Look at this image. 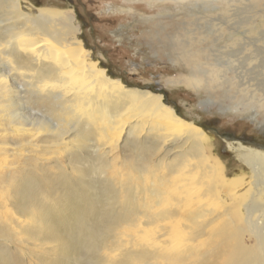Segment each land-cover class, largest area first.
Returning a JSON list of instances; mask_svg holds the SVG:
<instances>
[{
  "label": "bare ground",
  "instance_id": "obj_1",
  "mask_svg": "<svg viewBox=\"0 0 264 264\" xmlns=\"http://www.w3.org/2000/svg\"><path fill=\"white\" fill-rule=\"evenodd\" d=\"M75 17L0 0V264H264L263 148L225 143L247 173L225 171L194 121L94 60Z\"/></svg>",
  "mask_w": 264,
  "mask_h": 264
},
{
  "label": "rangeland",
  "instance_id": "obj_2",
  "mask_svg": "<svg viewBox=\"0 0 264 264\" xmlns=\"http://www.w3.org/2000/svg\"><path fill=\"white\" fill-rule=\"evenodd\" d=\"M137 4L20 0L25 12L72 11L80 38L109 75L127 87L164 96L167 105L204 130L208 153L225 171L247 173L225 143L264 150V0L190 1L159 8ZM184 42L194 53L190 59L179 50ZM215 60L227 70L218 82L211 80L214 64L209 63ZM205 69L210 70L207 78L200 73ZM195 76L202 81L191 80ZM176 77L184 82H170Z\"/></svg>",
  "mask_w": 264,
  "mask_h": 264
}]
</instances>
